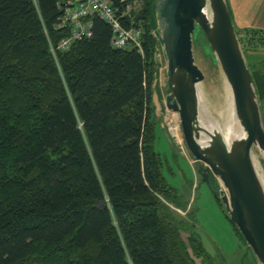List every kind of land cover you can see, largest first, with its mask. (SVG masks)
<instances>
[{
    "label": "trees",
    "instance_id": "trees-1",
    "mask_svg": "<svg viewBox=\"0 0 264 264\" xmlns=\"http://www.w3.org/2000/svg\"><path fill=\"white\" fill-rule=\"evenodd\" d=\"M139 1L122 24L142 28L143 52L113 47L98 16L90 38L60 49L67 0H0V264L208 257L154 147L160 43L154 0ZM245 32L264 44V30ZM252 73L263 109L264 72Z\"/></svg>",
    "mask_w": 264,
    "mask_h": 264
},
{
    "label": "water",
    "instance_id": "water-1",
    "mask_svg": "<svg viewBox=\"0 0 264 264\" xmlns=\"http://www.w3.org/2000/svg\"><path fill=\"white\" fill-rule=\"evenodd\" d=\"M154 16L166 63L165 105L178 114L186 146L227 218L264 264V112L229 2L154 0ZM197 28L232 90L235 124L229 134L202 98ZM154 102L161 110L156 93Z\"/></svg>",
    "mask_w": 264,
    "mask_h": 264
},
{
    "label": "rangeland",
    "instance_id": "rangeland-1",
    "mask_svg": "<svg viewBox=\"0 0 264 264\" xmlns=\"http://www.w3.org/2000/svg\"><path fill=\"white\" fill-rule=\"evenodd\" d=\"M258 4V0H254ZM142 4H139L138 10ZM238 35L245 52L250 69L254 72H264V44L250 43L249 35L245 30L238 28ZM194 48L196 50V62L205 74L201 83L202 98L208 104L214 115L222 123L230 121V109L226 101L220 105V93L226 86L225 78L216 64L215 57L210 49L203 32L197 28L194 32ZM243 39V41H242ZM252 44V45H251ZM157 63L156 75L152 85V101L155 116V143L156 152L164 162L163 175L168 184L174 187L186 210L177 209L183 218L188 217L191 222V233L200 239L204 245L208 257H198V264H258V260L247 244L245 239L234 228L232 222L227 218L219 202L214 197L211 185L203 179L198 170V163L193 160L185 144L184 137L178 142L171 135L173 143L170 142L166 131L169 130L170 117H176L177 125L182 131L178 114L173 113L165 105L166 97V63L164 53L158 44L155 53ZM154 93L158 95V101L162 109L156 112ZM217 107V108H216ZM264 112V106H263ZM169 114V115H168ZM168 115V116H167ZM227 117L228 120H227ZM171 124V123H170ZM172 127V126H171ZM180 135V134H179ZM217 188L215 181L212 182ZM190 237L188 231L183 232V238L187 242Z\"/></svg>",
    "mask_w": 264,
    "mask_h": 264
},
{
    "label": "built area",
    "instance_id": "built-area-1",
    "mask_svg": "<svg viewBox=\"0 0 264 264\" xmlns=\"http://www.w3.org/2000/svg\"><path fill=\"white\" fill-rule=\"evenodd\" d=\"M125 8H120L115 0H67L64 14L59 19L58 27H69L70 36L64 38L59 48L67 50L76 40L90 38L93 34L92 16H98L112 27L111 44L118 49L136 48L142 51L143 30L137 26L125 27L122 20L131 18L133 11L141 5V1L119 0ZM156 36V33L153 31ZM169 115V114H168ZM167 115V116H168ZM169 123V130L179 142L182 139V132L174 133ZM180 134V135H179Z\"/></svg>",
    "mask_w": 264,
    "mask_h": 264
},
{
    "label": "crops",
    "instance_id": "crops-1",
    "mask_svg": "<svg viewBox=\"0 0 264 264\" xmlns=\"http://www.w3.org/2000/svg\"><path fill=\"white\" fill-rule=\"evenodd\" d=\"M236 28L264 30V0H228ZM163 112V108H162Z\"/></svg>",
    "mask_w": 264,
    "mask_h": 264
},
{
    "label": "bare ground",
    "instance_id": "bare-ground-1",
    "mask_svg": "<svg viewBox=\"0 0 264 264\" xmlns=\"http://www.w3.org/2000/svg\"><path fill=\"white\" fill-rule=\"evenodd\" d=\"M226 82V86L224 85L223 86V89H222V92L220 93V105L218 106V110L219 108L222 107V103H223V100L226 101L227 105L229 106V109H230V121L227 122V123H222V129L223 131L226 133V134H229L232 132L233 128H234V124H235V119H234V102H233V94H232V90H231V87L230 85L228 84L227 81ZM204 100V99H203ZM174 115V114H173ZM171 116L170 117V123H171V128L172 130L174 131V133H178V129H179V125H177V119L176 117L174 116ZM229 117H227V120H228ZM262 178H263V182H264V174L262 175Z\"/></svg>",
    "mask_w": 264,
    "mask_h": 264
},
{
    "label": "flooded vegetation",
    "instance_id": "flooded-vegetation-1",
    "mask_svg": "<svg viewBox=\"0 0 264 264\" xmlns=\"http://www.w3.org/2000/svg\"><path fill=\"white\" fill-rule=\"evenodd\" d=\"M212 187H214V184L212 183Z\"/></svg>",
    "mask_w": 264,
    "mask_h": 264
}]
</instances>
